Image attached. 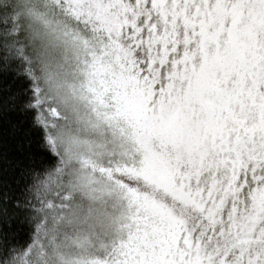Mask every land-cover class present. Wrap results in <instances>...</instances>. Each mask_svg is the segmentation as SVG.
Listing matches in <instances>:
<instances>
[{
	"label": "snow or ice",
	"instance_id": "1",
	"mask_svg": "<svg viewBox=\"0 0 264 264\" xmlns=\"http://www.w3.org/2000/svg\"><path fill=\"white\" fill-rule=\"evenodd\" d=\"M0 264H264V0H0Z\"/></svg>",
	"mask_w": 264,
	"mask_h": 264
},
{
	"label": "trees",
	"instance_id": "2",
	"mask_svg": "<svg viewBox=\"0 0 264 264\" xmlns=\"http://www.w3.org/2000/svg\"><path fill=\"white\" fill-rule=\"evenodd\" d=\"M17 119L18 117L15 114L10 113L4 118L3 121H0V134H4L10 138L13 131L10 125L15 123Z\"/></svg>",
	"mask_w": 264,
	"mask_h": 264
}]
</instances>
